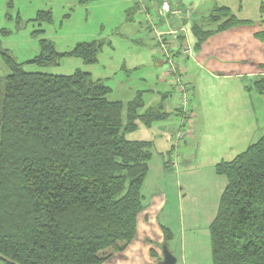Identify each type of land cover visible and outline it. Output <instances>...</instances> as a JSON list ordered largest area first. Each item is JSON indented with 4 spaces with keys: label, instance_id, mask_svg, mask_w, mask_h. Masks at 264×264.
Segmentation results:
<instances>
[{
    "label": "trees",
    "instance_id": "trees-1",
    "mask_svg": "<svg viewBox=\"0 0 264 264\" xmlns=\"http://www.w3.org/2000/svg\"><path fill=\"white\" fill-rule=\"evenodd\" d=\"M213 13L218 21L226 10ZM51 19L41 11L33 21ZM39 46L25 64L0 52L9 71L0 93V262L103 264L133 241L143 208L152 145L126 135L137 121L149 127L164 115H138L140 95L127 105L110 102V89L87 72L23 70L71 57L95 65L103 42L78 43L66 53L44 39ZM254 86L264 95V78ZM215 170L228 184L209 227L212 264H264V136Z\"/></svg>",
    "mask_w": 264,
    "mask_h": 264
},
{
    "label": "crops",
    "instance_id": "crops-1",
    "mask_svg": "<svg viewBox=\"0 0 264 264\" xmlns=\"http://www.w3.org/2000/svg\"><path fill=\"white\" fill-rule=\"evenodd\" d=\"M134 5L131 0L126 11L130 16L135 13ZM191 5H172L178 13L164 16L161 22L164 29L161 31L174 33L167 37V48L181 67L190 92L189 136L177 140L180 129L178 95L175 97L174 85L166 72V78L158 77V83L161 86L167 83L172 92L167 88L160 93L134 87L126 103L110 101L127 105L140 95L143 107L138 115L152 109L164 117L149 127L137 121V129L127 134L130 137L127 140L152 145L151 161L141 188L143 208L137 216L133 241L103 264H159L163 260V246H167L176 259L175 264H212L209 227L216 218L228 184L226 177L216 173L215 167L221 162L232 161L264 136V95L254 86L264 78V12L261 10L264 0H199ZM223 9L226 13L220 15V20L212 21L213 12ZM144 18L147 21V16ZM130 21L133 23L134 19ZM224 23H228L227 28L218 30ZM208 32L210 35L201 40ZM130 40L136 44L141 42L138 38ZM156 43L158 46L157 40ZM185 45L190 48L189 54L182 53ZM133 59L129 60L130 66L134 63L133 67L125 69L127 74L143 66L138 56ZM155 62L154 67L160 69L166 64L165 59ZM104 84L107 86L106 82ZM154 95L160 98L159 103L146 104L143 97ZM170 118L174 120L171 141L162 135L157 139L146 134L132 138L135 132L141 131L140 127L150 131ZM146 130L144 133H148ZM188 143L192 144V150L200 148L211 161L199 168L187 162L180 163L181 153V161L184 157L189 160L193 153L182 152L188 149Z\"/></svg>",
    "mask_w": 264,
    "mask_h": 264
},
{
    "label": "rangeland",
    "instance_id": "rangeland-1",
    "mask_svg": "<svg viewBox=\"0 0 264 264\" xmlns=\"http://www.w3.org/2000/svg\"><path fill=\"white\" fill-rule=\"evenodd\" d=\"M132 1L136 9L130 16L126 11L131 6V0H0V52L7 51L15 62L25 64L39 55V41L42 39L51 42L58 53L69 52L78 43L97 40L103 42V47L95 65L87 66L80 59L71 57L61 59L56 66L39 68L24 65L23 70L27 73L40 72L57 76L72 75L78 70L90 73L93 79H101L110 87L111 92L107 97L109 101L126 103L134 87L142 90L153 89L154 92L160 93L167 88L172 92L167 83L162 86L158 83V77L166 78L164 73L168 69L167 65L165 64L166 67L164 65L163 69L154 67L156 60L163 62L165 59V56L159 53V45L157 46L155 36L152 34L153 27L164 30L161 24L163 17L159 14L158 6H155V3L163 0H138L139 7H136V0ZM169 1L171 6L180 4L189 7L199 0ZM41 11L51 12L50 24L39 25L33 21L36 14ZM144 16H147V21ZM130 18H133L135 23L128 22ZM130 31L132 33L129 35ZM137 38L141 41L139 44L130 40ZM134 56H138V61L143 66L127 74L125 69L129 70L133 67L134 63L131 62L130 66L129 60L134 61L136 59H133ZM123 65L126 68L123 69ZM8 74V69L0 62V93L3 80ZM174 95L177 97V93ZM143 98L148 105H155L160 101L158 95ZM123 115L125 119V113ZM173 121L170 118L167 122L154 126L150 131L140 127L141 131L135 132L132 138L146 134L157 139L158 135H162L171 141ZM144 130L148 133H144ZM188 134L189 131L185 137ZM126 138L130 137L126 135ZM188 145V149L182 152L193 153L189 156V160L184 157L181 161L183 154L179 152L180 163L187 162L189 166L199 168L200 165L211 161L200 148L194 147L192 150L190 147L192 144L188 143ZM174 156L171 158L172 161L175 160Z\"/></svg>",
    "mask_w": 264,
    "mask_h": 264
},
{
    "label": "built area",
    "instance_id": "built-area-1",
    "mask_svg": "<svg viewBox=\"0 0 264 264\" xmlns=\"http://www.w3.org/2000/svg\"><path fill=\"white\" fill-rule=\"evenodd\" d=\"M155 6H158L159 13L162 17L167 15H175L178 13L177 11L173 10L169 2L165 0L161 1L160 3H155ZM152 34L155 36V39L157 40L159 47L165 56V61L168 67L165 75L167 78H170V81H172L178 95L177 112L179 113L180 117V130L177 140H181L185 137L189 130L192 112L190 108V92L185 85L183 71L167 48V37L169 35H174V33L167 31L163 32L158 30V28L153 27ZM182 53H190V48L188 45H185V47L182 46Z\"/></svg>",
    "mask_w": 264,
    "mask_h": 264
},
{
    "label": "water",
    "instance_id": "water-1",
    "mask_svg": "<svg viewBox=\"0 0 264 264\" xmlns=\"http://www.w3.org/2000/svg\"><path fill=\"white\" fill-rule=\"evenodd\" d=\"M163 260L159 264H175L176 259L168 251L167 246L162 247Z\"/></svg>",
    "mask_w": 264,
    "mask_h": 264
}]
</instances>
